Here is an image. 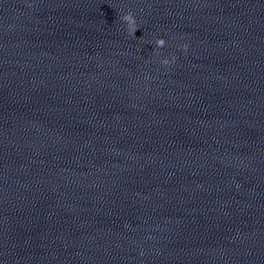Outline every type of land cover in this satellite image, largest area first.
I'll use <instances>...</instances> for the list:
<instances>
[{
  "label": "clouds",
  "instance_id": "9594fccd",
  "mask_svg": "<svg viewBox=\"0 0 264 264\" xmlns=\"http://www.w3.org/2000/svg\"><path fill=\"white\" fill-rule=\"evenodd\" d=\"M121 21L124 23L127 29V33L131 36L134 35V33L138 30V24L136 17L131 11L125 12L121 17ZM166 45V40L162 37H157L155 38V47L157 49L163 48ZM182 50L186 51L187 50V45H180L179 46ZM176 57L173 55L169 59L168 57H165L164 59L161 60V63L163 65H169L170 63L175 62Z\"/></svg>",
  "mask_w": 264,
  "mask_h": 264
}]
</instances>
